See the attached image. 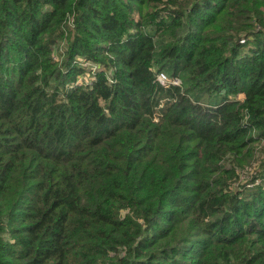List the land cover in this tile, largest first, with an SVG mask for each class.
<instances>
[{
	"label": "trees",
	"instance_id": "trees-1",
	"mask_svg": "<svg viewBox=\"0 0 264 264\" xmlns=\"http://www.w3.org/2000/svg\"><path fill=\"white\" fill-rule=\"evenodd\" d=\"M0 264H264V0H0Z\"/></svg>",
	"mask_w": 264,
	"mask_h": 264
},
{
	"label": "built area",
	"instance_id": "built-area-1",
	"mask_svg": "<svg viewBox=\"0 0 264 264\" xmlns=\"http://www.w3.org/2000/svg\"><path fill=\"white\" fill-rule=\"evenodd\" d=\"M157 78L160 83H166L169 80L163 73L159 74Z\"/></svg>",
	"mask_w": 264,
	"mask_h": 264
}]
</instances>
